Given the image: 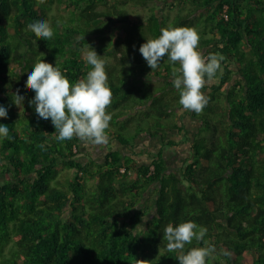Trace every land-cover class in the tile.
Instances as JSON below:
<instances>
[{"label": "trees", "instance_id": "1", "mask_svg": "<svg viewBox=\"0 0 264 264\" xmlns=\"http://www.w3.org/2000/svg\"><path fill=\"white\" fill-rule=\"evenodd\" d=\"M54 1L0 0V105L8 109L0 124L12 137L0 138V264H179L163 232L187 220L208 229L205 240L217 250L208 264H264V0H180L188 9L170 20L153 6L138 18L125 0L102 9L107 0H57L68 13L49 15ZM37 20L51 23V39L26 29ZM169 23L195 27L200 50L225 57L206 82L208 104L199 115L177 112L171 81L178 65L165 57L152 71L139 52ZM87 43L108 62V138L129 146L133 131H145L163 147L182 141L187 154L179 171L162 147L147 162L117 150L101 162H83L81 140L54 139L51 120L29 105L35 93L25 81L36 57L58 62L75 82L90 68L82 54ZM16 89L25 97L21 107L13 103ZM10 243V257L3 258ZM193 246L203 244L186 249Z\"/></svg>", "mask_w": 264, "mask_h": 264}, {"label": "clouds", "instance_id": "2", "mask_svg": "<svg viewBox=\"0 0 264 264\" xmlns=\"http://www.w3.org/2000/svg\"><path fill=\"white\" fill-rule=\"evenodd\" d=\"M43 2V0H42ZM60 21H57L59 24ZM26 29L37 38L51 39L54 31L48 20L29 23ZM200 35L195 27L174 26L169 23L161 28L159 36L146 39L140 45L139 52L152 71L167 57L172 68V84L179 92V105L189 112L201 114L208 104V97L203 89L207 81L212 80L221 70L225 57L219 53L205 55L199 47ZM44 57V53H41ZM83 59L90 66L86 76L71 82L62 71L58 62L53 66L44 58L37 57L30 72H27L25 86L35 96L29 105L35 106V112L41 119H50L58 133L54 139L63 142L74 137L95 145L108 143L107 129L112 119L107 109L112 103L113 93L106 71L107 60L98 55L87 43L82 49ZM16 89L13 103L21 107L25 99ZM8 109L0 105V118H7ZM0 138L11 140L9 128L0 124ZM38 148L45 150L44 144ZM208 229L193 220L182 221L177 225L168 223L163 232L167 241V251L177 253L179 264H208L216 253L214 244L205 240ZM196 241L203 246H193ZM223 256L230 257V252L221 250ZM148 260L136 259L135 264H145Z\"/></svg>", "mask_w": 264, "mask_h": 264}, {"label": "rangeland", "instance_id": "3", "mask_svg": "<svg viewBox=\"0 0 264 264\" xmlns=\"http://www.w3.org/2000/svg\"><path fill=\"white\" fill-rule=\"evenodd\" d=\"M124 0H107L106 2H104V4H100L98 6L99 9H102L105 7L106 5H110V4H116L118 6H120L121 2ZM126 3L125 8L128 10V12L138 18H145V16H147V14L150 12V7H154L156 10V13L160 16H166L168 20H170L177 12H183L186 9H188V7L186 5H184L183 3L180 2V0H153L152 3H139L137 1H133V0H125L124 1ZM46 10L48 11L49 15L52 14H64L66 15L68 13V10L66 8H63V2H57V0H55L54 2L51 3V5L49 7H46ZM126 22V21H124ZM109 27H114V25L110 24ZM115 32V30H114ZM114 34V33H113ZM95 38H92V41H94ZM42 52H39L40 55ZM38 55V56H40ZM37 59V57H36ZM35 59V61H36ZM47 62L51 63V61H49V59L44 58ZM111 58L108 59V61H110ZM18 75L22 76L23 75V71H21L20 68L17 69ZM155 82V81H154ZM156 83V82H155ZM158 84V83H157ZM182 111V106L178 105L177 106V112L178 111ZM189 124H190V128L191 130H196L197 127V120L194 118H189ZM126 135H130L129 132L125 131ZM172 136L174 137L175 134L173 133ZM177 136V135H176ZM176 140H179V138H176ZM90 142H85V144L89 145ZM153 143V145H155V142H151ZM97 146V145H96ZM152 146V145H150ZM83 151H86L85 149L82 148ZM184 154H187V150H186V145L184 143H182V141H178L177 144L175 146H170L166 149L164 155L165 160L167 161V163L170 165V168L175 169L176 171H179L181 166L180 162L183 159ZM180 167V168H179ZM70 173H72L70 171ZM62 179L64 178V176L62 175L61 177ZM87 183L90 187H94L95 184V178L93 177H88L87 178ZM64 214L67 213L68 208L65 206L64 207ZM151 211L148 212V214L145 216L144 220H148L149 218H151ZM12 248V244H8L5 246L4 248V257L3 258H8L10 257V250Z\"/></svg>", "mask_w": 264, "mask_h": 264}, {"label": "crops", "instance_id": "4", "mask_svg": "<svg viewBox=\"0 0 264 264\" xmlns=\"http://www.w3.org/2000/svg\"><path fill=\"white\" fill-rule=\"evenodd\" d=\"M190 122V121H189ZM190 128V124H189ZM191 129V128H190ZM132 143L131 145L120 144L115 139L108 138V143L105 145H95L93 143L85 144V141H81L80 149H78L77 157L83 162H88L93 158L94 161L101 162L103 160L104 154L109 150H117L122 155H132V157L138 162H147L149 156L155 155L158 150L162 147L163 154L165 153L167 147H163L159 137L151 136L145 131H141L136 134L135 131L132 133ZM170 136H172L173 131H170ZM173 137V136H172ZM155 142V145L153 143ZM152 145V146H150ZM85 149L86 151L82 150Z\"/></svg>", "mask_w": 264, "mask_h": 264}]
</instances>
